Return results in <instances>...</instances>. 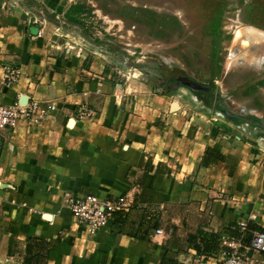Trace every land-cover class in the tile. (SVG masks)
I'll return each mask as SVG.
<instances>
[{"label": "crops", "instance_id": "1", "mask_svg": "<svg viewBox=\"0 0 264 264\" xmlns=\"http://www.w3.org/2000/svg\"><path fill=\"white\" fill-rule=\"evenodd\" d=\"M39 14L28 28L19 15L0 13V57L21 71L13 88L3 83L0 71V104L19 99L54 106L36 124L21 122L5 131L0 141V257L11 254L16 240L38 238L51 242L45 264H161L170 248L151 239L160 224L156 229L144 228L149 241L130 235L148 224L141 221L148 204L160 209V218L173 208L177 226L182 227L187 223L185 215L176 209L186 202L196 207L198 221L194 228L184 227V242L198 225L214 233L229 228L236 235L224 236L233 239L240 236L237 223L242 220L264 230L263 211L234 207L238 197L263 190L262 166L248 164L245 170L241 160L224 159L234 151L221 144L218 155L222 160L213 154L202 169L204 178L196 177L200 161L215 147L218 135L211 129L201 131L191 119L182 124L181 116L172 112L177 101L167 104L168 97H151L145 116L136 115L139 112L120 115L116 105L110 110L105 94L112 86L101 78L107 69L96 61L86 69L82 61L76 72L53 71L52 65L66 62L52 57L49 43L42 46L38 40L44 19ZM84 110L92 117L84 118ZM201 135L203 147L198 144ZM253 168L257 176L250 175ZM83 193L119 202L127 209V220L138 210L137 226L128 230L127 220L119 219L115 224L120 227L109 224L91 237L79 231L63 200L65 196L67 203L71 196ZM225 193L228 201L220 199ZM248 235L242 238L244 248ZM188 252L193 258L203 255L190 248ZM250 255L252 263L264 264L263 254Z\"/></svg>", "mask_w": 264, "mask_h": 264}, {"label": "rangeland", "instance_id": "2", "mask_svg": "<svg viewBox=\"0 0 264 264\" xmlns=\"http://www.w3.org/2000/svg\"><path fill=\"white\" fill-rule=\"evenodd\" d=\"M40 11L44 19L38 40L42 46L49 43L52 57L66 62L52 65L54 72H76L82 61L85 69L96 61L107 69L101 78L112 86L105 94L110 110L116 105L120 115L145 116L151 97H168L167 104L177 101L172 112L181 116L182 124L191 119L201 131L211 129L218 135L215 147L200 161L196 177L204 178L202 169L210 156H220L221 144L234 151L224 159L241 160L245 170L248 164L264 169V0H0V13L19 15L28 28ZM169 77L179 82L188 78L205 90L170 82ZM217 108L222 111L215 112ZM225 113L255 117L260 125L233 124ZM203 141L202 136L200 147ZM256 174L253 168L250 175ZM262 187L263 192L258 188L249 197H238L234 207L264 212ZM228 198L225 193L220 199ZM63 201L68 206L65 196ZM184 204L176 211L185 215L184 227L194 228L196 207ZM174 213L170 208V216L160 218L157 228L163 234H152L151 239L170 248L167 254L178 264H193L195 258L183 239L186 228L177 226ZM139 215L138 210L131 212L125 222L128 230L135 229ZM146 226L142 224L139 234ZM26 240H16L11 252L19 253V263ZM241 253L251 258L246 249Z\"/></svg>", "mask_w": 264, "mask_h": 264}, {"label": "built area", "instance_id": "3", "mask_svg": "<svg viewBox=\"0 0 264 264\" xmlns=\"http://www.w3.org/2000/svg\"><path fill=\"white\" fill-rule=\"evenodd\" d=\"M58 19L59 14L55 15ZM33 22H37L33 20ZM39 34V31H38ZM0 71L2 73L1 80L9 87L13 88L19 81L21 71L14 64L6 63L0 57ZM52 105H40L36 101L16 100L11 104H0V141L5 131L14 129L18 123H26L28 125L36 124L45 115L46 111L52 110ZM84 117H89L91 112L82 111ZM83 117V116H82ZM68 209L72 220L76 223L78 229L84 231L88 236H94L105 230L109 224H115L116 218L123 219L126 208L121 206L119 202L115 203L107 197H99L93 193H83L71 196L67 200ZM120 227V224H115ZM240 236L233 239L229 236H221V247L218 252L212 254H204L195 257L193 264H252L251 258H246L241 253L244 248L242 238L245 233L251 235L249 244L246 249L252 255H264V232L256 229H248V222L242 220L237 223ZM163 234V230L158 228L155 230V236ZM195 255V252H193ZM17 254H9L0 257V264H22L17 261Z\"/></svg>", "mask_w": 264, "mask_h": 264}, {"label": "trees", "instance_id": "4", "mask_svg": "<svg viewBox=\"0 0 264 264\" xmlns=\"http://www.w3.org/2000/svg\"><path fill=\"white\" fill-rule=\"evenodd\" d=\"M173 77H169L170 82L172 81ZM179 83L183 84L182 81ZM184 85V84H183ZM186 86V85H184ZM222 111L220 109H216L215 112ZM228 121H230L233 124H247L249 126H259V120L255 117H239L236 115L225 113ZM218 159L222 160L221 157H217ZM161 217V211L159 208H157L154 205L148 204L143 209V214L141 221L142 223L144 221H147L150 229H156V227L159 225V219ZM124 219V220H123ZM122 221L125 222L127 219L126 217L123 218ZM119 218H116V221L118 222ZM186 225V223H184ZM248 229H256L260 232H264V230L258 226H255L254 224L248 223ZM173 230H176V227H173ZM121 233L125 234V231H123V228L121 229ZM148 230L144 231L142 234H139L138 232H135V234H130L132 237L140 240H148L149 241V235ZM222 235H231L234 236L236 233L231 232L229 228L223 230V232H208L205 231L202 227L199 225L193 229L192 231L188 232L186 235L185 243L187 249H193L196 251L198 255L204 254H212L216 253L220 249L221 244V236ZM250 239V234L247 236L245 243L248 244ZM19 243V242H18ZM17 244V243H16ZM25 250L24 255L22 258V264H45L46 260V254H47V248L49 245H51V242H46L44 240L38 239V238H31L24 242ZM16 246V245H15ZM19 253H17L18 255ZM161 264H178L174 260L169 258V255L166 253L165 256L162 259Z\"/></svg>", "mask_w": 264, "mask_h": 264}, {"label": "water", "instance_id": "5", "mask_svg": "<svg viewBox=\"0 0 264 264\" xmlns=\"http://www.w3.org/2000/svg\"><path fill=\"white\" fill-rule=\"evenodd\" d=\"M180 80H182L183 84L186 85L190 89H194V90H201L202 89V90H205L201 86H197V84H195L194 82H192L188 78H180ZM68 124H69V126H71L73 124V121L70 119ZM43 217L44 218H49L50 216L48 214H43Z\"/></svg>", "mask_w": 264, "mask_h": 264}, {"label": "flooded vegetation", "instance_id": "6", "mask_svg": "<svg viewBox=\"0 0 264 264\" xmlns=\"http://www.w3.org/2000/svg\"><path fill=\"white\" fill-rule=\"evenodd\" d=\"M178 80H179V79L176 78V77H173V78H172V81H174V83L180 84Z\"/></svg>", "mask_w": 264, "mask_h": 264}, {"label": "bare ground", "instance_id": "7", "mask_svg": "<svg viewBox=\"0 0 264 264\" xmlns=\"http://www.w3.org/2000/svg\"><path fill=\"white\" fill-rule=\"evenodd\" d=\"M51 218H52V216H50L49 218H46V219H48V220H49V219H51Z\"/></svg>", "mask_w": 264, "mask_h": 264}]
</instances>
